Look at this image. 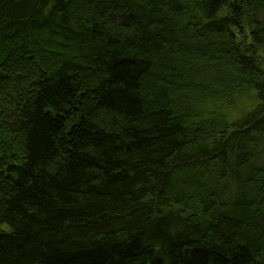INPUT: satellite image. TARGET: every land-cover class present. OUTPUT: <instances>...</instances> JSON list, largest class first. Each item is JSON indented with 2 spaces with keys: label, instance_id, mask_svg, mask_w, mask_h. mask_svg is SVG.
Here are the masks:
<instances>
[{
  "label": "trees",
  "instance_id": "obj_1",
  "mask_svg": "<svg viewBox=\"0 0 264 264\" xmlns=\"http://www.w3.org/2000/svg\"><path fill=\"white\" fill-rule=\"evenodd\" d=\"M0 264H264V0H0Z\"/></svg>",
  "mask_w": 264,
  "mask_h": 264
},
{
  "label": "rangeland",
  "instance_id": "obj_2",
  "mask_svg": "<svg viewBox=\"0 0 264 264\" xmlns=\"http://www.w3.org/2000/svg\"><path fill=\"white\" fill-rule=\"evenodd\" d=\"M235 112H230V114H234Z\"/></svg>",
  "mask_w": 264,
  "mask_h": 264
}]
</instances>
